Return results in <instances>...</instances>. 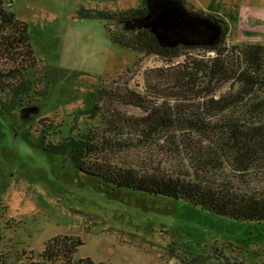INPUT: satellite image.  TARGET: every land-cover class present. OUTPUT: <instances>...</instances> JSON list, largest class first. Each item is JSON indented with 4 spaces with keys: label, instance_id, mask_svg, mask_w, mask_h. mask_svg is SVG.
<instances>
[{
    "label": "rangeland",
    "instance_id": "obj_1",
    "mask_svg": "<svg viewBox=\"0 0 264 264\" xmlns=\"http://www.w3.org/2000/svg\"><path fill=\"white\" fill-rule=\"evenodd\" d=\"M29 27L38 61L49 72L51 92L32 98L40 106L33 119L0 114V264H21L36 258L56 236L80 237L77 258L97 264H264V222L238 221L211 213L184 199L118 187L78 171L64 154L28 143L24 131L41 126L48 140L59 141L92 128L106 127L104 116L90 119L82 112L94 105L92 93L103 79L111 85L127 68L128 85L147 106L176 105V70L184 56L166 61L113 43L106 20L82 17L85 9L128 10L143 0H8ZM192 9L216 13L227 21L225 46L264 45V0H187ZM112 25H116L114 22ZM210 56L204 48L186 50ZM30 78L43 82L42 73ZM231 90L226 84L222 91ZM129 115L143 108L125 106ZM246 113L244 121L262 124V113ZM45 124V125H44ZM166 138L156 145L130 149L117 161L147 162L156 158L167 168L189 171L186 155L167 152ZM121 158V160H120ZM220 179L234 180L230 171ZM264 173L251 183H263ZM242 182V181H241ZM238 184L237 182H235Z\"/></svg>",
    "mask_w": 264,
    "mask_h": 264
},
{
    "label": "trees",
    "instance_id": "obj_2",
    "mask_svg": "<svg viewBox=\"0 0 264 264\" xmlns=\"http://www.w3.org/2000/svg\"><path fill=\"white\" fill-rule=\"evenodd\" d=\"M80 15L106 20L110 40L138 53L172 63L184 56L176 70V105L147 106L145 98L124 82L132 72L129 67L112 82L115 85L102 79L92 93L94 105L82 112L90 119L104 116L105 128H89L54 142L41 126L37 134L24 131V139L44 151L64 154L78 171L109 184L184 199L238 221L264 222V181L251 183L257 171L264 173V121H244L246 113L264 115V45L227 48V21L192 9L187 0H143L139 7L121 11L84 8ZM195 48L213 55L186 52ZM37 72L42 73V83L29 77ZM226 84L231 90L223 92ZM51 90L28 24L16 15L12 3L0 0V114L15 117L33 97L47 96ZM128 105L143 108L145 114H127L123 108ZM161 137L166 138L167 152L191 160L193 174L167 168L156 158L138 163L116 160L119 153L156 145ZM223 171H230L234 180L220 179L218 172ZM82 245L80 237L56 236L47 241L39 258L32 252L21 264H97L89 257H76Z\"/></svg>",
    "mask_w": 264,
    "mask_h": 264
},
{
    "label": "water",
    "instance_id": "obj_3",
    "mask_svg": "<svg viewBox=\"0 0 264 264\" xmlns=\"http://www.w3.org/2000/svg\"><path fill=\"white\" fill-rule=\"evenodd\" d=\"M41 111L42 109L40 106L31 105V106L24 107L21 111V115L23 118H27L32 114L38 115L41 113Z\"/></svg>",
    "mask_w": 264,
    "mask_h": 264
}]
</instances>
